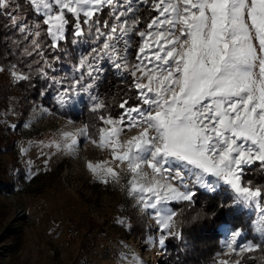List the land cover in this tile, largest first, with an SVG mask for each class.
<instances>
[{
  "label": "snow or ice",
  "instance_id": "obj_1",
  "mask_svg": "<svg viewBox=\"0 0 264 264\" xmlns=\"http://www.w3.org/2000/svg\"><path fill=\"white\" fill-rule=\"evenodd\" d=\"M0 18L19 33L16 51L23 45L17 62L0 71L39 87L41 97L54 90L70 122L86 100L92 119L60 134L63 150L71 153L79 138L108 149L111 161L87 164L105 184L120 181L116 167L126 164L123 186L154 219L160 235L153 243L184 239L173 202L230 192L219 212L257 210L259 238L230 228L223 246L241 256L236 264L250 258L242 254L264 251V184L245 179L251 169L264 173V0H0ZM66 61L68 71L57 75ZM109 72L123 85L118 104L99 91ZM129 131L135 134L120 140ZM192 219L215 229L225 223L217 213Z\"/></svg>",
  "mask_w": 264,
  "mask_h": 264
},
{
  "label": "rangeland",
  "instance_id": "obj_2",
  "mask_svg": "<svg viewBox=\"0 0 264 264\" xmlns=\"http://www.w3.org/2000/svg\"><path fill=\"white\" fill-rule=\"evenodd\" d=\"M10 100L0 108V114L11 126L22 119L21 133L13 153H0V168L12 172V168L21 167L25 177L20 181L14 177L13 192L5 193L0 188V264H136L134 257L142 264H171L164 247L149 239L160 235L154 219L136 207L123 186L130 178L126 164L116 167L113 162L121 173L118 182L105 184L95 179L87 164L111 161L110 151L79 138L77 147L69 153L63 150L60 139L62 132H75L82 123L70 122L46 106L48 112L41 114V105L20 94ZM133 134L129 131L120 140ZM53 142H60L61 148ZM21 148L27 151L22 153ZM30 173L34 175L26 178ZM246 210L253 217L244 239H254L249 234L258 239L252 221L260 213ZM120 220L125 222L121 224ZM132 222L144 226V237L132 232ZM226 229L230 227H222L221 248L214 261L236 264L241 256L229 255L223 246ZM10 233H17L19 238H7ZM246 257L250 258L243 264L264 262V253Z\"/></svg>",
  "mask_w": 264,
  "mask_h": 264
},
{
  "label": "trees",
  "instance_id": "obj_3",
  "mask_svg": "<svg viewBox=\"0 0 264 264\" xmlns=\"http://www.w3.org/2000/svg\"><path fill=\"white\" fill-rule=\"evenodd\" d=\"M28 19L30 21L33 20L34 15L29 13ZM8 23L9 21L7 19L0 18V67L5 68L10 63H16L20 58V53L23 51V45L20 51H16L15 41L20 39V36L18 32L7 28ZM80 48L86 50L87 45H81ZM78 51L79 49H73V55L75 56ZM33 59H38V57H33ZM49 59H51V56H49ZM60 67L63 68V71L57 73V75L62 76L68 71L69 64L66 61L63 65H60ZM10 73L9 70L1 71L0 108L6 107L9 102H11V96L20 94L23 98H28L39 105L46 106L60 116L69 119L68 116L60 114L58 106L53 99L54 90L50 92L47 97H41L39 95V87L32 88L29 86L28 82L25 81L16 83L13 81L12 77L9 76ZM121 89H123V85H121L120 81L109 72L103 84L100 85L99 91L102 99H107L109 103H112L115 97L116 103L118 104L122 98ZM118 93H121V95L118 96ZM85 103L86 100L82 99L80 105L71 110L73 121L84 124L92 119L87 108L83 107ZM113 113L114 115H119V109L113 108ZM21 121L22 119L16 121L15 125H13L15 127H13L2 120V115L0 114V153L5 150L8 153L14 152L15 142L21 133ZM15 169L16 171L14 174ZM15 169L12 168L13 171L10 172V170L0 168V188L5 193L13 192L15 187L14 177L19 181L23 180L25 177L23 168L16 167ZM245 179L253 180L257 184H264V173L251 169ZM222 200L226 205L230 204L231 193L222 192L218 193L216 196H209L207 193L201 191L196 197V202L192 205L185 202H173L171 204L172 209L178 214L176 217L177 227L182 229L184 236L183 240L169 238L166 242V246H164V254L171 264H210L214 261L216 254L221 248V239L224 235L222 227L243 228L248 233L253 214H250L248 210L243 207L220 213L218 206ZM202 212L206 213L208 216L217 213L225 223L219 229L201 227L200 222L193 221L192 218L195 217L197 213ZM131 229L137 237H144L146 232L143 225H138L135 222H132ZM248 236L253 238L256 237L253 234H249ZM7 238L17 240L19 236L17 233H10ZM258 252L264 253V251H255L248 253V255H253ZM248 261L250 260H247V262ZM17 264L21 263L18 262Z\"/></svg>",
  "mask_w": 264,
  "mask_h": 264
}]
</instances>
